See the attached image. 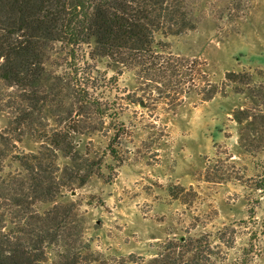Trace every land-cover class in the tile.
<instances>
[{
  "label": "rangeland",
  "instance_id": "rangeland-1",
  "mask_svg": "<svg viewBox=\"0 0 264 264\" xmlns=\"http://www.w3.org/2000/svg\"><path fill=\"white\" fill-rule=\"evenodd\" d=\"M198 1L204 18L195 31L156 40L184 66L177 93L161 95L131 70L94 60L93 45L79 48L75 64L63 50L52 55L56 76L73 73L66 96L77 88L106 111L99 132L74 137L80 155L102 163L100 176L55 203L75 205L93 264H148L182 238L202 240L212 264H264V152L241 147L233 120L247 102L232 89L204 102L201 91L207 80L223 86L227 73L264 70V0ZM229 10L233 20L218 17ZM73 102L63 103L65 115ZM16 117L0 113V133L13 136L16 154H36L54 120L34 132ZM58 164L70 162L59 155Z\"/></svg>",
  "mask_w": 264,
  "mask_h": 264
},
{
  "label": "trees",
  "instance_id": "trees-1",
  "mask_svg": "<svg viewBox=\"0 0 264 264\" xmlns=\"http://www.w3.org/2000/svg\"><path fill=\"white\" fill-rule=\"evenodd\" d=\"M232 12L218 17L233 20ZM203 18L198 0H0V25L9 29L0 34V113H13L20 126L34 132L41 120L56 124L36 154H16L13 136L0 133V264H93L75 205L55 203L65 191L100 176L102 163L80 155L74 137L99 132L106 111L77 88L66 96L62 86L71 84L67 79L73 73L66 79L55 75L54 51H65L75 64L79 48L93 45L94 60L131 70L154 91L170 95L177 93L184 66L156 40L193 32ZM227 89L247 102L233 119L240 126L241 147L262 154L264 70L227 73L220 87L207 80L202 101L225 96ZM69 98L74 102L65 115ZM110 154L117 153L110 149ZM59 155L70 164L60 167ZM9 160L18 171H6ZM45 204L54 206L41 213ZM207 249L200 239L172 240L148 264H212Z\"/></svg>",
  "mask_w": 264,
  "mask_h": 264
}]
</instances>
